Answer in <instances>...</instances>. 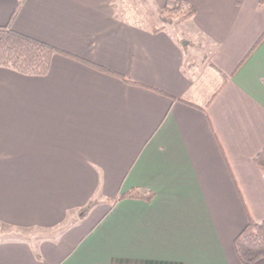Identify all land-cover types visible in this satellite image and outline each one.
<instances>
[{"label": "crops", "instance_id": "obj_1", "mask_svg": "<svg viewBox=\"0 0 264 264\" xmlns=\"http://www.w3.org/2000/svg\"><path fill=\"white\" fill-rule=\"evenodd\" d=\"M185 1L190 56L177 21L149 24L167 0H0V26L66 53L46 76L0 67V264H243L264 4ZM132 190L151 198L116 200Z\"/></svg>", "mask_w": 264, "mask_h": 264}, {"label": "trees", "instance_id": "obj_2", "mask_svg": "<svg viewBox=\"0 0 264 264\" xmlns=\"http://www.w3.org/2000/svg\"><path fill=\"white\" fill-rule=\"evenodd\" d=\"M18 1L19 8L25 0ZM260 3L264 4V0H260ZM195 14L196 8L187 1L167 0L164 12L157 19H152L149 24L152 31L157 32L171 21L186 22ZM55 54L66 55L59 48L18 32L9 25L0 26V67L26 76H46ZM255 162L264 174V148L256 155ZM126 197L149 199L151 194L132 190L121 194L116 200ZM234 247L243 264H254L264 258V219L261 221L249 219L246 227L236 237Z\"/></svg>", "mask_w": 264, "mask_h": 264}, {"label": "rangeland", "instance_id": "obj_3", "mask_svg": "<svg viewBox=\"0 0 264 264\" xmlns=\"http://www.w3.org/2000/svg\"><path fill=\"white\" fill-rule=\"evenodd\" d=\"M139 1H141V0H139ZM175 21H177V20H175ZM172 27L170 26V29H171ZM173 28H175L176 29V31H177V35L178 36H180V37H182L183 38V44H186L187 43V45H186V54L187 55H191V54H193V49L194 48H198V50L200 49V47H202L201 45L199 46L198 45V42L197 41H190L189 40V36H190V30H191V27L189 26V24H180L178 21L177 22H175V26L173 27ZM198 41H199V39H198ZM189 42V43H188Z\"/></svg>", "mask_w": 264, "mask_h": 264}]
</instances>
